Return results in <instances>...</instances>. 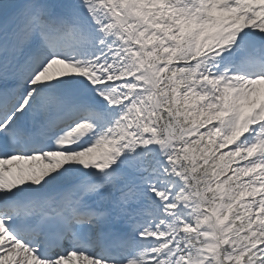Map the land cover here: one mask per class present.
<instances>
[{"label": "rangeland", "instance_id": "rangeland-1", "mask_svg": "<svg viewBox=\"0 0 264 264\" xmlns=\"http://www.w3.org/2000/svg\"><path fill=\"white\" fill-rule=\"evenodd\" d=\"M188 41L190 43H193L195 42L194 40V37L193 35H189L188 36ZM196 42L197 43H200L201 42V39H196ZM180 68V67H179ZM162 70V69H161ZM159 69L157 68L156 69V72H155V76L156 77H159ZM175 78H178L176 75H174V79ZM179 103L177 101V96L175 97L174 99V105L177 107L176 109V113L179 117H182L183 120L185 121H190V124H192L194 121H193V118L195 117V114L197 112V110L193 109L191 106H186L184 105V103H182L185 107H181V106H177ZM232 108H234L232 106ZM219 131V138H221V133H220V129H218ZM202 165H206V162L204 161L202 163ZM223 166H226V173L224 175V181L227 180V178L229 177V166L227 165H223ZM223 166H217L214 168V171H213V174L211 176L212 178V181L210 184H212L208 189L205 188V189H200L198 185H196L194 183V180H193V177L188 175L187 173V167H186V163L184 160H182L181 158L177 159V161L175 162L174 164V173L177 174V177L180 179V181L184 184V187H188L187 188V191H186V195L190 197V199L192 200V203L196 206H198L199 210L201 211L203 217H208V215H210V213L214 210L215 208V205L218 204V203H221L222 201L224 202L225 206H228V205H234V203H229L228 200L224 199L223 196H225V193L224 194H220L219 193V188L222 184L218 183L217 185H213V182L216 178V175H217V172L219 169H221ZM179 170V171H178ZM222 173V171L220 172V174ZM231 183H234L233 179H231ZM229 193L230 195L233 197L235 196V192L231 191L229 189V187H226L225 188ZM205 191H209V199H212L214 201L213 204H208V211H206L204 209V205H202L199 201H198V196L201 194V195H204V192ZM264 192L261 191H256V189L254 188V199L257 198V196H260V200L258 201V205H255V207H258L256 210H254V238L253 239H249L248 237L247 238V241H250L251 243L254 242H261L263 241V232H264V227L259 223V213H261L262 210H264ZM237 204H235V206L237 207L238 210H241V212L244 214V218L241 222H243L244 224H248V219L251 215V212L248 210L247 208V205L245 204V202L243 203H239V202H236ZM194 214L196 215V219H200V216L194 212ZM228 227V225H227ZM257 227V229H255ZM250 231L249 230H246V235L249 233ZM255 232L257 233V236H255ZM198 235L200 234L201 237H202V240H201V247L197 248V249H194L193 246L194 244L191 245V248L189 249V251L193 250V251H196V250H204L206 245L204 243V237L206 236L205 233H202V232H198L197 233ZM199 237V236H198ZM224 251L225 253H229V258L232 260L233 263L235 264H264V246L262 247V250L261 252L259 253H254V256L250 257L249 259L250 260H244V261H241L239 262V260L241 259V253L240 252H237V248L236 247H226L224 248ZM235 252V253H234ZM194 256L197 255V253H194L193 254ZM212 261H213V264H221V258L219 257V254L217 252V250H215L213 252V255H212Z\"/></svg>", "mask_w": 264, "mask_h": 264}, {"label": "bare ground", "instance_id": "bare-ground-1", "mask_svg": "<svg viewBox=\"0 0 264 264\" xmlns=\"http://www.w3.org/2000/svg\"><path fill=\"white\" fill-rule=\"evenodd\" d=\"M207 21H208V19H207ZM246 34H250V31H247L246 32ZM68 37L71 39V40H75V35L72 33V32H69L68 33ZM247 37H250V36H248L247 35ZM58 43H63V46H65V48H69L70 47V43L69 42H67L66 40H64L63 39V36H60L59 38H57L56 40H55V42H51L50 40H48V41H46L45 42V49L46 50H55V48H57V46H58ZM97 66V62L96 63H93L92 64V69H94L95 67ZM104 82V81H103ZM261 91L263 92L264 91V86H262L261 87ZM199 93H201V91H199ZM252 93H254V90H252ZM258 95V93L256 94V96ZM245 97L246 98H249L250 97V95H245ZM254 108H259V110H258V112H256L255 111V109ZM244 110L245 111H247V110H249L247 107L245 108L244 107ZM248 113H249V120H251V119H254V127H253V129H254V137H256L257 136V131H258V125H259V122L260 121H262V122H264V117H263V113H264V106L263 105H255V107H253L250 111H247ZM247 151H249V150H247V149H240L239 150V159H237L235 162L237 163V165L238 166H240L241 168H244L245 169V165H246V163L250 160V162L251 163H254V157L252 156V155H249V158L250 159H248L247 157H246V155H247ZM55 169H57V168H55ZM52 171V169L50 168L49 170H40L39 171V174L42 176V175H49L50 174V172ZM50 178V177H49ZM48 178V179H49ZM222 211H220V210H218L217 211V213L219 214V213H221ZM138 220L139 221H141L140 220V218H138ZM201 222L199 221V222H193L192 223V225H194V226H196V227H199V226H201ZM253 227H254V224H253ZM255 236H257V233H255ZM251 239H252V237H251ZM220 240V242H221V244H222V248H225V246L223 245V241H222V239L220 238L219 239ZM206 241V240H205ZM250 244V242L249 243H247L246 241H245V243L242 245V248H241V251H243L244 249H245V247L247 246V245H249ZM251 245H252V243H251ZM256 244H254V246H255ZM138 248H141V246L140 245H138ZM256 250H257V247L255 246L251 251H253V252H256ZM125 254L127 253L126 251L124 252ZM2 255V250L0 249V256ZM249 259H247V261H248ZM205 261H206V259H205ZM0 263H3V261H1L0 260ZM132 264H135L136 263V261H132L131 262ZM155 264V263H154Z\"/></svg>", "mask_w": 264, "mask_h": 264}]
</instances>
